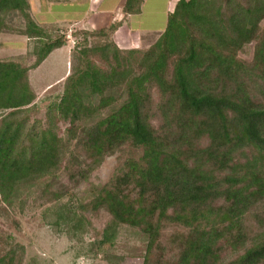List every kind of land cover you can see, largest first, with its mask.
I'll list each match as a JSON object with an SVG mask.
<instances>
[{"label": "trees", "instance_id": "1", "mask_svg": "<svg viewBox=\"0 0 264 264\" xmlns=\"http://www.w3.org/2000/svg\"><path fill=\"white\" fill-rule=\"evenodd\" d=\"M143 1L89 31L0 0V35L32 43L29 65L0 60V211L34 190L48 225L90 235L108 264L124 261L122 228L144 242L141 264H264V0H176L150 46L122 50L112 36ZM69 40L62 92L40 109L29 73ZM114 156L109 179L90 182ZM24 255L0 232V264Z\"/></svg>", "mask_w": 264, "mask_h": 264}, {"label": "rangeland", "instance_id": "2", "mask_svg": "<svg viewBox=\"0 0 264 264\" xmlns=\"http://www.w3.org/2000/svg\"><path fill=\"white\" fill-rule=\"evenodd\" d=\"M34 13L33 19L39 22L50 20L41 0H29ZM176 0H144L140 13L133 15L120 27L115 41L122 50H144L150 46L163 32L167 14L172 10ZM67 28V27H66ZM124 39V42H123ZM124 43V44H123ZM69 40L61 49L53 51L47 59L34 71L29 73V82L37 94L35 103L42 109L49 100L62 92V82L71 64ZM32 51V43L18 35H0V60H14L22 66ZM247 49L244 58H250ZM62 131L65 124L60 123ZM118 163V156L106 159L90 179L92 183H105ZM60 185L69 188L67 177L60 174ZM86 183L78 188L83 191ZM34 190L25 191L21 199L16 200L7 213L0 211V232L10 235L14 242L24 248V264H108L99 257L90 254L88 243L90 235L70 239L64 233L53 230L43 218L45 207L32 194ZM95 228H99L105 219L104 215L90 218ZM144 253V242L134 231L122 228L116 239L112 255L123 257L121 264H141Z\"/></svg>", "mask_w": 264, "mask_h": 264}, {"label": "crops", "instance_id": "3", "mask_svg": "<svg viewBox=\"0 0 264 264\" xmlns=\"http://www.w3.org/2000/svg\"><path fill=\"white\" fill-rule=\"evenodd\" d=\"M45 10H51L48 14L50 20L37 23L47 25L52 24L58 27H64L68 30L84 29L99 30L108 26L112 22L120 19V10L124 0H41ZM30 5V11H34ZM144 2V1H143ZM143 4V3H142ZM173 8V7H172ZM133 15L128 16L123 24ZM33 17V16H32ZM122 24V25H123ZM121 25V26H122ZM120 26V27H121ZM120 27L112 36V41L120 48L115 41ZM124 42V39H123ZM124 44V43H123Z\"/></svg>", "mask_w": 264, "mask_h": 264}]
</instances>
